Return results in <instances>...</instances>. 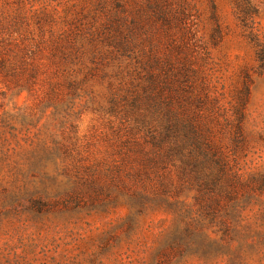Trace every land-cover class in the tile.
I'll list each match as a JSON object with an SVG mask.
<instances>
[{"label":"rangeland","instance_id":"rangeland-1","mask_svg":"<svg viewBox=\"0 0 264 264\" xmlns=\"http://www.w3.org/2000/svg\"><path fill=\"white\" fill-rule=\"evenodd\" d=\"M0 264H264V0H0Z\"/></svg>","mask_w":264,"mask_h":264},{"label":"trees","instance_id":"trees-1","mask_svg":"<svg viewBox=\"0 0 264 264\" xmlns=\"http://www.w3.org/2000/svg\"><path fill=\"white\" fill-rule=\"evenodd\" d=\"M131 108L134 110L139 108L137 99H135L131 102ZM164 129H165L164 130L165 131L164 132L165 137H164V139L160 140V142L159 141L157 142V144H156L157 147H155V148H159V146L161 144H163L168 138H170V139L171 138H177V139L184 138V140H186V144L187 143H189V144L193 143V136H194L193 131L188 127L187 124L183 123L181 120L177 119V122H175V124H171L169 122V125L166 126ZM183 149H184V147H181L179 149V151H177L175 149L170 148L167 152L166 158L171 160L172 158H174V156L177 152H179L181 154ZM195 167L196 166H193L192 169H195Z\"/></svg>","mask_w":264,"mask_h":264}]
</instances>
